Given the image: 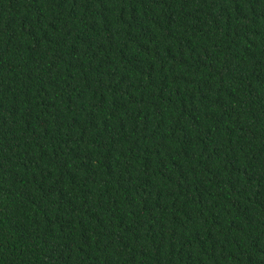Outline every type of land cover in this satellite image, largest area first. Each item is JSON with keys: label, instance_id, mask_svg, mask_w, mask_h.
<instances>
[{"label": "trees", "instance_id": "trees-1", "mask_svg": "<svg viewBox=\"0 0 264 264\" xmlns=\"http://www.w3.org/2000/svg\"><path fill=\"white\" fill-rule=\"evenodd\" d=\"M0 264H264V0H0Z\"/></svg>", "mask_w": 264, "mask_h": 264}]
</instances>
